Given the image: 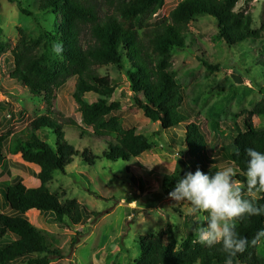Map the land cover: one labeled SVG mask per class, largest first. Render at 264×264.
Masks as SVG:
<instances>
[{
	"label": "rangeland",
	"instance_id": "374dc122",
	"mask_svg": "<svg viewBox=\"0 0 264 264\" xmlns=\"http://www.w3.org/2000/svg\"><path fill=\"white\" fill-rule=\"evenodd\" d=\"M179 2L166 0L158 12L145 15L138 34L144 37L156 27L170 23L171 13ZM38 4L39 0H0V138L5 139L6 154L0 167V183H19L26 188L39 187L36 175L40 168L24 162L20 155L8 153V142L13 135L24 131L34 119L47 112L58 121L73 120L91 134V129L82 127L72 98L75 78L67 79L54 91L49 105L42 98L31 97L11 76L14 70L12 53L21 35L36 43L40 56L52 36L53 23L60 22L50 12L41 11ZM23 10L29 15L22 14ZM234 11L251 15L253 30L259 32L257 40L228 47L217 40L215 21L208 16L198 17L188 24L186 48L174 51L171 58V70L183 96L181 112L188 117V123L196 124L204 134L210 159L220 158L231 150L236 133L230 117L251 110L260 101V88L264 86V71L259 67L264 61V0H238ZM53 44L48 48L49 64L58 61ZM203 61L214 66V70L207 69ZM95 71L115 85L107 101L120 105L121 110L112 115L120 119L125 129L134 130L153 148L134 159L112 162L102 156L105 148L102 142L88 138L90 135L80 139L74 129L62 128L65 141L77 155L67 161L64 174L53 175L47 188L62 204L75 200L80 205L81 222L59 225L53 223L52 213H26L29 222L43 234L47 247L61 256L49 264H136L139 237L159 234L171 224L173 238L179 247L185 234L197 233L194 225L198 217L191 213V205L172 200L164 186L167 181L174 188L186 169L187 172L196 171L194 155L190 156L185 143V124L162 131L159 123L144 117L135 105L126 63L123 68L108 65L96 67ZM83 100L92 104L102 97L86 94ZM211 120L218 123L223 133L211 129ZM252 121L255 128L264 129V120L254 117ZM37 135L54 147L53 134ZM85 151L86 156L92 154V163L86 161ZM215 167L209 174L232 165L224 161ZM236 185L242 189L245 199L253 203L259 199V194ZM2 213L13 215L0 198ZM203 215L206 214H201V219ZM168 242L166 237L165 244ZM259 253L264 257L263 244L259 246ZM42 256L44 254L38 255Z\"/></svg>",
	"mask_w": 264,
	"mask_h": 264
},
{
	"label": "trees",
	"instance_id": "16d2710c",
	"mask_svg": "<svg viewBox=\"0 0 264 264\" xmlns=\"http://www.w3.org/2000/svg\"><path fill=\"white\" fill-rule=\"evenodd\" d=\"M165 1L39 0V9L55 15L60 22L53 23L52 36L40 56L36 52V43L21 35L12 53L14 70L11 76L31 97L42 98L49 105L54 91L67 79L75 78L72 98L82 127L91 129V134L73 120L58 121L47 112L10 138L8 153L20 155L24 162L39 167L36 179L40 185L26 188L19 183H0V198L6 210L13 214H0V264H49L61 257L47 247L43 234L27 219V212L52 213L53 223L59 225L81 222L80 205L75 200L60 203L47 188L53 175L64 174L67 161L77 155L65 141L63 127L74 129L80 139L90 135L88 138L102 142L105 147L102 156L112 162L134 159L153 148L134 130L125 129L120 119L112 115L121 110L120 105L107 101L116 88L109 78L97 74L95 68L99 66L123 68L126 63L134 102L144 117L159 123L162 131L185 124V143L190 156L194 155L196 170L210 173L218 163L229 162L237 172L235 183L247 189L246 149L264 152V129L255 128L252 121L254 117L264 120V86L260 88V101L251 110L230 117L236 133L231 150L220 158L210 159L204 134L196 124L188 123V117L181 112L183 96L171 70V58L174 51L186 48L188 24L198 17L212 18L216 23L217 40L228 47L251 43L259 38V32L253 30L249 13L234 11L238 0H180L171 13L170 23L140 36L138 30H142L139 28L143 26L142 18L149 12H158ZM21 13L29 15L25 10ZM50 43L62 45L63 52L57 55V63H48ZM202 64L214 70L207 62ZM259 67L264 71V61ZM86 94L98 95L102 100L87 104L83 100ZM210 127L216 133H223L215 120H211ZM47 132L55 137L54 147L37 135ZM4 141L1 137L0 167L6 158ZM84 154L86 156L87 151ZM88 155L86 161L92 163L93 156ZM164 186L169 195L172 184L165 181ZM252 192L259 194L255 204L264 205V192ZM261 230H264V214L238 220L236 231L240 237L247 238L249 244L243 253L232 258V264H264V257L259 253L264 238L256 244L251 243ZM166 237L169 242L165 244ZM137 244L139 258L136 264H227L229 259L219 244L210 248L199 243L198 233L185 234L177 247L171 224L159 234L139 237ZM41 254L44 256L38 257Z\"/></svg>",
	"mask_w": 264,
	"mask_h": 264
},
{
	"label": "clouds",
	"instance_id": "9594fccd",
	"mask_svg": "<svg viewBox=\"0 0 264 264\" xmlns=\"http://www.w3.org/2000/svg\"><path fill=\"white\" fill-rule=\"evenodd\" d=\"M53 52L62 54V45H54ZM246 153L247 189L264 192V152L248 148ZM236 175L232 167L214 174L200 169L194 173L188 171L176 180L169 193L172 200L191 205V213L198 217L194 231L198 233L199 243L210 248L219 244L229 258L227 264H232V258L243 253L249 244L247 238L240 237L236 231L238 220L264 214V205L257 206L242 196V189L235 183ZM201 214L206 215L201 219ZM262 238L264 230L259 231L251 243L256 244Z\"/></svg>",
	"mask_w": 264,
	"mask_h": 264
}]
</instances>
